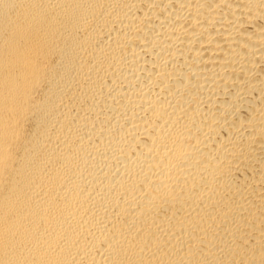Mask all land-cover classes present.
Returning a JSON list of instances; mask_svg holds the SVG:
<instances>
[{"label":"bare ground","instance_id":"obj_1","mask_svg":"<svg viewBox=\"0 0 264 264\" xmlns=\"http://www.w3.org/2000/svg\"><path fill=\"white\" fill-rule=\"evenodd\" d=\"M0 264H264V0H0Z\"/></svg>","mask_w":264,"mask_h":264}]
</instances>
